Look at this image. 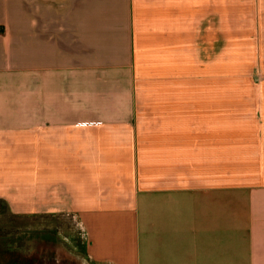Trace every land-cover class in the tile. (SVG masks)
Listing matches in <instances>:
<instances>
[{
  "label": "crops",
  "instance_id": "crops-1",
  "mask_svg": "<svg viewBox=\"0 0 264 264\" xmlns=\"http://www.w3.org/2000/svg\"><path fill=\"white\" fill-rule=\"evenodd\" d=\"M258 67L264 0H0V199L93 264H264Z\"/></svg>",
  "mask_w": 264,
  "mask_h": 264
},
{
  "label": "rangeland",
  "instance_id": "rangeland-1",
  "mask_svg": "<svg viewBox=\"0 0 264 264\" xmlns=\"http://www.w3.org/2000/svg\"><path fill=\"white\" fill-rule=\"evenodd\" d=\"M253 77L261 82L264 72L258 67ZM26 172L18 173L29 181ZM22 207L0 199V264H93L91 236L77 214L57 205Z\"/></svg>",
  "mask_w": 264,
  "mask_h": 264
}]
</instances>
